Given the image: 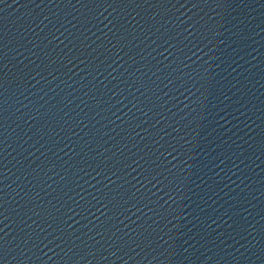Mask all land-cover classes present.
Masks as SVG:
<instances>
[{"label":"water","instance_id":"obj_1","mask_svg":"<svg viewBox=\"0 0 264 264\" xmlns=\"http://www.w3.org/2000/svg\"><path fill=\"white\" fill-rule=\"evenodd\" d=\"M0 264H90L54 165L1 56Z\"/></svg>","mask_w":264,"mask_h":264}]
</instances>
